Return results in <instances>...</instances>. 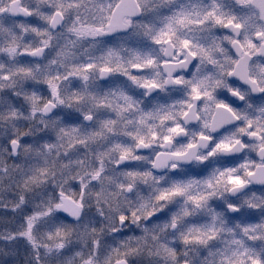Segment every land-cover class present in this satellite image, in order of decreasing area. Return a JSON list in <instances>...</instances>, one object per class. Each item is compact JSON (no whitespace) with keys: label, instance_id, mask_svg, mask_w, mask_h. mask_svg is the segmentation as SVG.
Segmentation results:
<instances>
[{"label":"clouds","instance_id":"9594fccd","mask_svg":"<svg viewBox=\"0 0 264 264\" xmlns=\"http://www.w3.org/2000/svg\"><path fill=\"white\" fill-rule=\"evenodd\" d=\"M254 261L264 0H0V264Z\"/></svg>","mask_w":264,"mask_h":264},{"label":"snow or ice","instance_id":"6c2138e0","mask_svg":"<svg viewBox=\"0 0 264 264\" xmlns=\"http://www.w3.org/2000/svg\"><path fill=\"white\" fill-rule=\"evenodd\" d=\"M175 131V130H174ZM167 139V138H166ZM177 191H179V189H177ZM253 264H258V262L254 261Z\"/></svg>","mask_w":264,"mask_h":264}]
</instances>
